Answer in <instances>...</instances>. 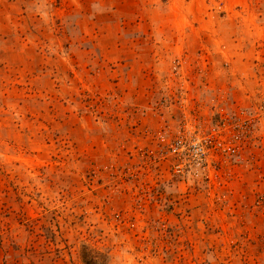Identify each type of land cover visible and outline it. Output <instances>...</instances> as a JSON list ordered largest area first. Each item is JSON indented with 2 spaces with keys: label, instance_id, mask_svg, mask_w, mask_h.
I'll list each match as a JSON object with an SVG mask.
<instances>
[{
  "label": "rangeland",
  "instance_id": "1",
  "mask_svg": "<svg viewBox=\"0 0 264 264\" xmlns=\"http://www.w3.org/2000/svg\"><path fill=\"white\" fill-rule=\"evenodd\" d=\"M85 247L264 264V0H0V264Z\"/></svg>",
  "mask_w": 264,
  "mask_h": 264
},
{
  "label": "built area",
  "instance_id": "2",
  "mask_svg": "<svg viewBox=\"0 0 264 264\" xmlns=\"http://www.w3.org/2000/svg\"><path fill=\"white\" fill-rule=\"evenodd\" d=\"M209 137L186 141L183 137L173 139L167 145V153L172 159V171L176 175L187 174L189 170H204ZM231 152H234L232 149Z\"/></svg>",
  "mask_w": 264,
  "mask_h": 264
},
{
  "label": "trees",
  "instance_id": "3",
  "mask_svg": "<svg viewBox=\"0 0 264 264\" xmlns=\"http://www.w3.org/2000/svg\"><path fill=\"white\" fill-rule=\"evenodd\" d=\"M83 264H110L108 256L95 248H89L82 251Z\"/></svg>",
  "mask_w": 264,
  "mask_h": 264
}]
</instances>
